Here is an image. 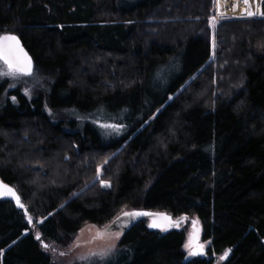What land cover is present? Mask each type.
<instances>
[{
  "label": "trees",
  "instance_id": "16d2710c",
  "mask_svg": "<svg viewBox=\"0 0 264 264\" xmlns=\"http://www.w3.org/2000/svg\"><path fill=\"white\" fill-rule=\"evenodd\" d=\"M215 8L0 0V33L19 38L49 83L32 100L12 91L15 101L0 83V179L33 219L0 200V264H54L35 231L63 243L143 210L197 218L205 255L187 260L184 229L154 231L143 219L95 264H264V17L224 19L213 31ZM96 111L121 135L104 140L76 118ZM98 167L111 187L100 186Z\"/></svg>",
  "mask_w": 264,
  "mask_h": 264
},
{
  "label": "snow or ice",
  "instance_id": "6c2138e0",
  "mask_svg": "<svg viewBox=\"0 0 264 264\" xmlns=\"http://www.w3.org/2000/svg\"><path fill=\"white\" fill-rule=\"evenodd\" d=\"M214 4L217 5L219 8L220 0H213ZM239 2H242L244 5V13L243 15L246 17H254L256 15H259L261 17H264V10L260 9L259 6L257 7V11L253 12L250 10L251 6L249 3V0H238V4L234 5L235 7L239 6ZM221 16H223V13H220ZM217 17L213 16L209 20L210 26L213 28V31L215 30ZM212 47H213V56H214V48H215V36L213 35L212 38ZM0 63L4 66L3 69H0V75L3 76H10V77H18V76H31L33 74V63L31 57L28 55V53L24 50V48L21 45V42L19 38L16 35L13 34H4L0 35ZM192 79H195L193 77ZM171 99V97H169ZM13 101H15V97H13ZM99 127L108 130L112 129L114 131H119L120 127L116 124H109V123H100ZM108 160H104V164H107ZM97 179H99L101 175V168H97ZM100 186L103 188H109L111 187V184L104 179H99ZM77 195V194H73ZM8 197L12 201L15 202L16 206L22 210H24L25 216L28 217V223H32V217L28 216L27 209L25 204L22 202L21 196L17 193V191L7 185L3 182H0V198ZM142 216H148L152 217V223L149 224L150 228H158L162 232H166L169 229V226H174L171 220V217H168L165 214H159V213H150V212H142V211H127L123 212V217L117 216L116 220L113 221V225H115L117 230H113V225H105L104 229L102 231H98L96 236L100 240H111L116 239L119 240L121 235H123L122 231H119V229L127 228L128 224L127 221L124 218L135 220L138 217ZM35 238L37 240H41V235L39 232L36 233ZM15 243V241H13ZM45 251L50 250V246L48 244H43ZM76 247H80L79 243L75 245ZM114 247L110 246L108 249H105L104 252L95 253L93 252L91 256H99L101 259H103L107 252L111 251V248ZM186 249L188 250L189 256H203L204 253V245L199 243V229L197 228V222H193V233L189 237V243L185 245ZM54 251V250H53ZM71 251V248L69 249V252ZM231 249L225 250L223 255L220 257V260L223 261L227 259V257L230 255ZM2 254V253H0ZM69 253L66 252H60L59 255L61 257L68 255ZM90 258V257H89ZM79 259H88L86 257H79Z\"/></svg>",
  "mask_w": 264,
  "mask_h": 264
},
{
  "label": "rangeland",
  "instance_id": "374dc122",
  "mask_svg": "<svg viewBox=\"0 0 264 264\" xmlns=\"http://www.w3.org/2000/svg\"><path fill=\"white\" fill-rule=\"evenodd\" d=\"M260 2L261 0H259V3H258L259 8H260ZM254 17L260 18L261 16L256 15ZM0 35H4V33H0ZM3 67L4 66L2 65V63H0V69H3ZM0 83H6L5 98H9L11 100H13V97L9 95L14 90L22 91L29 100H32L35 96L37 97L43 94L45 95V93L48 94V91H49L47 90L49 83L47 82L45 78H42L39 75V73L36 70H34V68H33V74L31 76H18L14 78L10 76L0 75ZM46 110L48 113L52 114L49 109L46 108ZM102 113H103L102 111H96L95 113H92L88 116L77 115L76 118L80 122L89 121L91 123H94V125L99 129L100 134H102L104 140L105 139L109 140V138L112 136H116L119 134L121 135L120 133L122 131L121 128L117 132L112 129L104 130L99 127L100 123L116 124L119 126V124L115 122L114 118L111 119L110 116L106 114L103 115ZM63 116H71L75 118L72 112H64ZM102 173H103V170L101 169V175ZM193 222H197V228L199 229V243L204 245L205 252L209 248V242H206L203 240L201 223L198 221V219L191 218L187 223L183 222V224H181L179 228L184 229L185 234L187 235L186 242L184 244V251H185L187 260H191L193 259V257H196V256H189L188 250L185 247V245L189 243L190 235L193 233ZM104 227L86 225L82 230H80L77 234H75L74 237L66 241H63V243H54V242L48 243L46 241L39 240L41 243L40 244L41 249L44 253H46L50 257L51 261L54 264H95L99 260H101V258L99 256H91L93 252L95 253L104 252L105 249H108L110 246L114 245V247L111 248V251L106 253L104 257L106 258L117 251L116 249L121 240V237L119 240H116V239L100 240L99 238H97L96 236L97 232L102 231ZM36 233L37 231H35V235ZM42 243L48 244L50 246V250L45 251L44 247L42 246ZM77 243H79L80 247L75 246ZM70 248H71V251L69 252ZM62 251L69 253V254L61 257L59 253ZM79 257H86L88 259H79Z\"/></svg>",
  "mask_w": 264,
  "mask_h": 264
},
{
  "label": "water",
  "instance_id": "95a60500",
  "mask_svg": "<svg viewBox=\"0 0 264 264\" xmlns=\"http://www.w3.org/2000/svg\"><path fill=\"white\" fill-rule=\"evenodd\" d=\"M241 12H242V15H243V13H244V8L241 10ZM244 16V15H243ZM22 45V44H21ZM22 47H23V45H22ZM0 182H3V181H1V179H0ZM4 183V182H3ZM5 184V183H4ZM8 185V184H7ZM10 200V201H12L10 198H8V197H5V198H0V200ZM13 203H15L14 201H12ZM16 205V204H15ZM17 207V206H16ZM19 210H22V209H20L19 208ZM22 211H24V210H22ZM142 212H150V211H146V210H143ZM150 213H159V214H165V213H160V212H150ZM165 215H167L168 217H171V220H172V223H173V225L174 226H169V229H168V231H172V230H176V229H178V227L181 225V224H183V222H185L186 221V217L185 216H183V217H178V219H174L171 215H169V214H165ZM121 217H123V215H120ZM126 221H127V224H128V227L127 228H122V229H119V231H122L123 233H125L126 231H128L130 228H132V225L133 224H135L136 222H138V221H140V220H143V219H147L148 220V222H149V224H151L152 223V217H148V216H142V217H138V218H136L135 220H131V219H127V218H124ZM116 220V219H115ZM114 220V221H115ZM32 223H33V219H32ZM32 223L31 224H29V226H31L32 225ZM109 225H113V222L112 223H110ZM152 230H159L158 228H151ZM113 230L115 231V230H117L116 229V227H115V225H113ZM160 231V230H159ZM167 232V231H166ZM204 253H205V251H204ZM205 255V254H204ZM203 255V256H204ZM202 256V257H203Z\"/></svg>",
  "mask_w": 264,
  "mask_h": 264
},
{
  "label": "built area",
  "instance_id": "2783aa9c",
  "mask_svg": "<svg viewBox=\"0 0 264 264\" xmlns=\"http://www.w3.org/2000/svg\"><path fill=\"white\" fill-rule=\"evenodd\" d=\"M251 3V0H249ZM238 4V0H220L219 8L216 5L215 13H216V22H220L221 20L228 18H241L243 17L241 10L244 8L242 2H239V6L234 8V5ZM223 13V16L220 15Z\"/></svg>",
  "mask_w": 264,
  "mask_h": 264
},
{
  "label": "bare ground",
  "instance_id": "6f19581e",
  "mask_svg": "<svg viewBox=\"0 0 264 264\" xmlns=\"http://www.w3.org/2000/svg\"><path fill=\"white\" fill-rule=\"evenodd\" d=\"M259 0H251V4L253 5L254 9L257 11Z\"/></svg>",
  "mask_w": 264,
  "mask_h": 264
},
{
  "label": "crops",
  "instance_id": "0c3cea01",
  "mask_svg": "<svg viewBox=\"0 0 264 264\" xmlns=\"http://www.w3.org/2000/svg\"><path fill=\"white\" fill-rule=\"evenodd\" d=\"M250 6H251L250 10L253 11V12H256V10L254 9L253 5L250 4Z\"/></svg>",
  "mask_w": 264,
  "mask_h": 264
}]
</instances>
